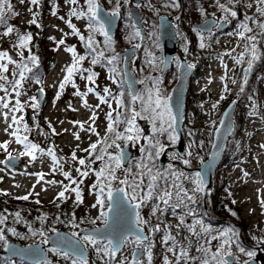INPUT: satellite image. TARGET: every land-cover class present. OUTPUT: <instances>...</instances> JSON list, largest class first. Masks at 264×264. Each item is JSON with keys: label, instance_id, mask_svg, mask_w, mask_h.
Masks as SVG:
<instances>
[{"label": "rangeland", "instance_id": "374dc122", "mask_svg": "<svg viewBox=\"0 0 264 264\" xmlns=\"http://www.w3.org/2000/svg\"><path fill=\"white\" fill-rule=\"evenodd\" d=\"M182 1L184 7L179 10V17L182 14L185 18L178 23L181 28L177 36L178 55L164 78L160 77L163 50L159 41L158 18L162 14L170 15L178 11L175 0H142L140 10L147 24L143 42L129 14V6L134 4L132 0H95L97 6L102 4L110 14H121L114 37L105 36L96 20L90 19L92 14L88 11L87 0H76L75 4L70 0H39L36 5L31 0H24L23 3L21 0H8L11 11L6 8L0 21V52H6L12 61L9 63L7 58L0 60V64L8 68L7 72L0 71V75L6 77L0 80V97L3 98L0 100V144L7 142V151L0 148V161H6L8 153H11L25 163V166L14 170L0 163V192L29 194L45 202V206L62 201L68 210L73 211L71 220H75V224L69 229L57 230L78 234L76 236L88 250L86 264H111L106 247L108 241L97 240V244L92 245L83 241L81 237L84 235L79 234L81 229L100 226L106 219L100 213L107 211L109 202L105 200L103 207L98 205L97 189H93L92 185L98 183L96 172L105 167V162L114 168L115 161H109L107 154L103 161L95 160L96 155L102 154V148L105 153L121 157L122 148L126 144L131 145V158L127 166L122 165L121 159V167L115 171L117 179L111 180L110 187L112 192L125 189L133 202H140L139 199L151 191L150 202L144 206L140 204L142 226L151 220L145 214L153 215L154 209L155 213L160 212L159 197L165 191L174 189L180 182L179 178L184 181L178 188L186 191V199L193 198L190 203L208 206L206 217L199 214L201 209L196 207L186 213L179 212L174 218L163 219L164 224L169 223V228L173 230L179 226L187 235L198 234L199 239L194 240L193 246L183 239L181 244L184 248H181L168 242L172 239L160 235L149 246L146 245L149 251L138 264H149V254L150 264H166L165 258L167 264H203L205 259L209 264H219L227 253L236 258L235 264H248L251 257L247 254L250 252L248 238L245 242L239 220L228 217L226 207L245 222H250L253 228L264 226V31L259 28V24L264 23V14L257 11L258 7L264 9V4L258 0H202L203 4L193 3L195 0ZM74 11L83 15H73ZM232 12L236 15L233 16ZM209 17L226 20L230 27L210 37L191 29V24ZM33 19L35 23L31 22ZM242 25H247L252 31H246ZM9 27L13 31L4 35ZM28 36L31 38L25 39ZM80 36L84 39L81 40ZM89 38L91 47L88 46ZM33 41L35 44L31 48ZM253 46L256 59H253ZM131 47L138 49L130 59L132 71L140 84L136 100H133L125 82L123 60L118 58L121 52ZM69 48L75 49L77 57L85 59L75 64L71 78L64 83L67 69L75 63L73 53L67 51ZM189 52H202L204 58L203 66L190 82L186 97L183 125L186 157L182 158L177 150L178 137L174 131L169 100L178 79L180 58H187ZM113 57L116 59L112 60ZM94 58L97 60L95 64L92 63ZM205 60L208 63H204ZM249 61L251 68L245 76L243 71L249 66ZM21 72L23 80L20 79ZM89 75L93 77L92 81L87 79ZM16 81L19 85L14 90ZM61 83H64L63 89L60 88ZM89 88L93 91L89 92ZM39 90L44 93L41 103ZM235 98L239 103L234 131L213 186L207 190L200 182L196 183L199 180L197 169L210 153L214 132L225 106ZM88 99L92 102L89 103ZM102 99L104 102H101ZM157 99L161 102L159 107ZM5 103L7 108L3 107ZM34 104L38 107H33ZM133 110L140 115L134 121L131 134L139 139L116 140L119 148L114 145L108 147L115 135L108 132V124L112 121L107 114L111 112L114 120L118 117V122L113 125L115 131L127 136L129 133L125 129L130 125L126 121L131 118ZM12 132L21 139L27 137L25 143L37 145L33 153L35 159L26 153L24 144L16 142ZM93 143L97 144L94 153L84 151ZM49 149L57 157V166L47 155ZM166 149H171L169 161L165 173L159 176L152 173V168H157ZM73 153L76 160L72 159ZM79 159H85L90 167L81 166ZM93 160L95 163H92ZM77 168L87 170L89 175L81 177ZM63 172L70 173L77 183L73 184L65 178ZM153 176L155 180H152ZM125 179L129 184L133 179L137 184L143 181L136 190V199H132L133 188L120 183ZM100 180L108 184L107 180ZM150 183L154 185L153 189L148 188ZM188 183L194 184L193 195L187 188ZM77 187L82 202L76 200V193L72 191ZM61 191H65V196L57 199ZM15 233L19 234V231L15 230ZM132 241H126V248L132 246ZM53 249L47 247V253L62 264L79 262L73 256H65L64 252ZM182 252H186L187 256L181 258ZM214 255L215 260L212 259ZM14 261L18 262L0 257V264H14Z\"/></svg>", "mask_w": 264, "mask_h": 264}, {"label": "water", "instance_id": "95a60500", "mask_svg": "<svg viewBox=\"0 0 264 264\" xmlns=\"http://www.w3.org/2000/svg\"><path fill=\"white\" fill-rule=\"evenodd\" d=\"M135 4L131 7V16L137 27L145 38L144 24L142 22V14L138 9V5L141 0H134ZM97 18L107 27V31L110 35H114L116 26L119 20V14L110 15L102 5L97 8ZM215 19H207L203 23L194 24L193 28L199 30L202 33H210L216 24ZM226 25L225 22L219 24L218 28L222 29ZM159 37L163 45V66L161 70V76L164 77L169 70L173 58L177 52V38L176 30L173 23V18L168 16H162L159 24ZM137 52L136 48H129L122 52L119 57L124 58V72L125 80L128 84L132 95H136L139 91V83L134 76L129 60ZM194 68L189 67L186 59L181 60L179 68V77L176 86L173 89L170 104L175 117V131L179 136V151L184 155V134L182 131L184 107L186 101V95L188 85L190 82L191 75ZM43 98V93L39 94V103ZM236 102H232L225 110L220 127L215 133V141L212 147L210 158L200 168V174L202 181L208 186H211L212 176L214 171L219 164L221 157L224 152V148L229 135L232 132L234 126V115H235ZM131 152L129 146L125 147L122 151L123 164L126 165ZM166 161V156L160 160L159 168L162 169ZM9 167H17L19 165L18 158L13 157L11 161L7 160L5 163ZM113 201L111 210H108L106 223L100 227L90 228L81 231V235H91L95 238L103 240H113V249L115 256L118 254L122 247L124 240L128 236L135 237H147L143 228L139 227L136 221L138 208L135 207L137 204L131 203L125 196V192L119 191L113 192ZM49 246L57 249H61L71 255L77 256L82 260L87 258V250L84 244L66 231H57L51 234L47 238ZM120 245V246H118ZM144 250L137 249L134 252V259L138 260L143 256ZM3 257H17L25 259L31 264H39L41 262H50L47 256L46 247L43 243H35L26 246H20L18 244L10 243L7 245V251L3 254ZM253 264V263H252Z\"/></svg>", "mask_w": 264, "mask_h": 264}, {"label": "snow or ice", "instance_id": "6c2138e0", "mask_svg": "<svg viewBox=\"0 0 264 264\" xmlns=\"http://www.w3.org/2000/svg\"><path fill=\"white\" fill-rule=\"evenodd\" d=\"M23 2H24V0H21V3H23ZM70 2L73 3V4H75V3H76V0H70ZM258 2H259L260 4H264V0H258ZM31 3H32L33 5H36V4L39 3V0H31ZM87 3H88V5H89V9H88V11L92 14L91 17H90V19H91V20H96V22L99 24V30H100L101 32H103V34H104L105 36H107L108 33L104 30V24L99 23V20H98L97 15H96L97 5L95 4V0H87ZM248 6L251 7V5H248ZM6 8L8 9V11H11V4L8 2V0H0V21H2V19H3V15H4V13H5V9H6ZM257 11L260 12L261 14H264V9H261V8L258 7V8H257ZM54 14H55V13H54ZM231 14H232L233 16L236 15L235 12H232ZM73 15H78V16H79V15H83V13H76V12L74 11V12H73ZM113 15H117V13L114 12ZM31 22H32V23H35L36 21H35V19H33ZM90 26H91V25H90ZM242 27H243L246 31H248V32H251V31H252V29L249 28L247 25H242ZM259 28H260L262 31H264V23H260V24H259ZM12 31H13V29H12L11 27H9V28L7 29V32L4 33V35H7L8 33L12 32ZM73 31L75 32L76 30L73 29ZM77 34H78V33H77ZM30 38H31L30 36L25 37V39H30ZM80 39L83 40L84 37H83V36H80ZM249 39L254 40L255 38H254V37H250ZM60 43L62 44L63 41L61 40ZM91 44H92V41H91V38H89L88 46L91 47ZM200 46H201V47H204L203 44H201ZM252 50H253V59H256V56H255V48H254V46H253V49H252ZM67 51L73 53V57H74L75 63H74L71 67H69V68L67 69V73H68V75L65 77V79H64V83H67L68 80L71 78V76H72V74H73V71L75 70V64H76V63H79L80 61H82L83 59H85V57H83V56H79V57H77V56L75 55V49H74V48H69V49H67ZM100 55H103V53H101ZM5 58H7V59L9 60V63L12 62V61H11V58L8 57V55H7L6 52H0V60H3V59H5ZM32 59H33V61H35L36 58L33 57ZM115 59H116V57H113V58H112V60H115ZM111 62H112V61H109V63H111ZM237 62L239 63V61H237ZM92 63H93V64L97 63L96 58H94V59L92 60ZM189 67H192V66L189 65ZM249 68H251V61H249ZM26 70H28V69H27V67L25 66V71H26ZM0 71H2V72H7V71H8L7 66H6L5 64H0ZM5 79H6L5 76L0 75V80H5ZM20 79H21V80L24 79L23 72L20 73ZM87 79H88L89 81H92V80H93V77H92L91 75H89V76L87 77ZM64 83H61V85H60V88H61V89H63V87H64ZM17 85H19V81H16V82L14 83V86H13V87H14V90H15V87H16ZM5 91H7V89H5ZM88 91H89V92H92L93 89L89 88ZM105 91L107 92L108 89H105ZM241 91H243V89H241ZM17 94H19V93H17ZM77 94H79V93H77ZM2 99H3V98L0 97V100H2ZM33 99H35V98H33ZM136 99H137V97L133 96V100H136ZM101 102H104L103 99H102ZM160 103H161L160 100L157 99V101H156V105H157V107L160 106ZM3 107L7 108L8 105L5 103V104H3ZM33 107H38V105L34 104ZM165 107H167V106L165 105ZM146 110H147V109H146ZM152 111L155 112V109H152ZM139 115H140V113L135 112V111L133 110V114H132L131 118L128 119V120L126 121V123H127L128 125H130V127L126 128L125 131H126L127 133H129V135L124 136L123 134L116 132V131H115V128H114V126H113L114 123H117V122H118V117L114 120L113 117H112V113H111V112H109V113L107 114L108 119H109L110 121H112L111 123L108 124V132H109V133H113V134L115 135V139L112 141V144H109V145H108V147H112V146L114 145L116 148H119L120 146H119V144H116V140L125 139V140H128V141H136L137 139H139L138 136H136V135H132V134H131V133L133 132V128H134V121H135L136 117L139 116ZM13 120L15 121V117H13ZM170 126H171V125H170ZM81 127H82V125H81ZM53 131H54V130H53ZM11 135L16 136V142H17V143H22V144H24V147H25V149H26V153H27L28 155L32 156L33 159H35V156L33 155V153L37 150V145H35V144H31V143H25V141L27 140V137H24L23 139H21L18 135H16L15 132H12ZM76 138L79 139V136L77 135ZM105 139H106V138H105ZM0 148H3V149H5V151H7V142H5V143H3V144H0ZM96 149H97V144H96V143H93V144L90 145V148H89V149H85L84 151L89 152L90 154H92V153H94V152L96 151ZM41 151H43V150H41ZM101 153H102V154H98V155L95 156V160L103 161V160H104V155L107 154V155H108V158H109V161H115V167L113 168V167H111L107 162H105V167H102L98 172H96V175H97V177H98V183L92 185V188H93V189H97V192H96V196H97V204L100 205L101 207H103L104 204H105V200H107V201L109 202V210H111V208H112V203H111V202L113 201L114 197H113V192H112L111 187H110V183H111V180H115V179H117V177L115 176V171H116L117 168H120V167H121V157H120L119 155H112V154H109V153H105V150H104L103 148L101 149ZM22 154H24V153H22ZM47 155H49V156L52 158V161H53L54 166H57V165L59 164V162H58V160H57V157H56V155H55V153H54V151H53L52 149H49V150H48ZM12 159H13V157H12L11 153H8V160L11 161ZM72 159H73V160H76V159H77L75 153H73V155H72ZM95 160H93L92 163H95ZM0 163H5V161H0ZM78 163H79L81 166H85L86 168H87V167H90V165H86V161H85V159H79ZM54 170H55V167H54ZM76 171L79 173V175H80L81 177H87V176L89 175V172H88L87 170L82 171L80 168H77ZM106 171H107V175H105ZM128 171L130 172L131 170L129 169ZM150 171H151V169H149V172H150ZM63 175L65 176V178L70 179L71 182H72L73 184H76V183H77V181L71 177L70 173H68V172H63ZM197 175H199V173H198ZM42 178H43V177H41V179H42ZM100 178H103L104 180H107V181H108V184L105 185V184L100 180ZM155 179H156V177L153 176V177H152V180H155ZM81 183H82V181H81ZM120 183H121V184H129V181H128L127 179H125V180H121ZM142 184H143V181H142V180L140 181V183L137 184V183H135V179H133L132 183L129 184V186L133 188V196H132V199H136V194H135V193H136V190L139 189V188L141 187ZM105 187H107V192H106V194H105ZM148 188H149V189H153V188H154V185L150 183V184L148 185ZM67 190H68V188L65 187V191H67ZM65 191H61V192L58 194L59 198H64V196H65ZM72 191L76 193V200H77L78 202H82V200H81V192H80L79 187H77V188H73ZM117 191L123 193V192L125 191V189L120 188V189H117ZM165 196L170 197V196H171V193L165 191V192L163 193V196L159 197L160 199H162V200L164 201L165 204H167V203H168V200L164 199ZM151 198H152V193H151V191H149V192L146 194V196H145V197H144V198H143V199H142L137 205H135V207L138 208V207L140 206V203H145L148 199H151ZM19 199L27 200V199H28V196L26 195V196H23V197H19ZM188 199H189V200H192L193 198H192V197H188ZM37 203H39V201H37ZM95 206H96V205H93V207H95ZM155 211H156V210L154 209V210H153V214H155ZM15 215H16L17 217H19L20 213L17 212ZM100 215H101V217H106V216H107V212H103V211H102V212L100 213ZM233 215H235V213H233ZM137 220H138L139 222H143V221H140V217H139L138 214H137ZM3 222H4V218H3V217H0V224H2ZM93 222H94V221H93ZM181 222H183V221H181ZM155 230L158 231L159 229L157 228V229H155ZM190 230H191V229H190ZM9 231H12L13 234H16V233H15V230H13V229H9ZM41 235H43V233H41ZM73 235L76 236V235H78V234H77V233H73ZM81 239H82L83 241L87 242V243L92 244V245L97 244V240H96L93 236H90V235H85V236L81 237ZM146 239H147V237H137L138 242L141 243V244H142L143 241L146 240ZM214 239H215V237H214ZM0 241H4L5 244L7 243L6 240H5V237H4V235H3L2 230H0ZM43 242H44V243H47V240H45V241H43ZM112 245H113V240L109 239L108 242H107V246H106V247L109 249V253H110L111 255H114V254H115V251H114V249L111 247ZM118 246H120V245H118ZM171 250H172V249H169V251H171ZM53 251H55V249H53ZM241 251H244V249H241ZM229 254H230V253H229ZM247 254H248L249 256H253V255H254V253H252V252H248ZM64 255L67 256L68 253H64ZM186 256H187V253H186V252H182V253H181V258L186 257ZM212 259L215 260V259H216V256L214 255V256L212 257ZM165 261H166V264H167V258H165ZM150 262H151V255L149 254V264H150ZM73 264H76V262L74 261ZM81 264H86V261H82ZM133 264H138V261H134ZM203 264H209V261H208L207 259H205V260L203 261ZM219 264H227V261H224L223 259H221L220 262H219Z\"/></svg>", "mask_w": 264, "mask_h": 264}, {"label": "trees", "instance_id": "16d2710c", "mask_svg": "<svg viewBox=\"0 0 264 264\" xmlns=\"http://www.w3.org/2000/svg\"><path fill=\"white\" fill-rule=\"evenodd\" d=\"M188 57L190 59L196 58L193 54L188 55ZM43 129L47 130V127H43ZM19 197L23 196L11 197L0 192V217L4 218V222L0 224V230H2L6 242L14 241L20 244H29L39 240L43 241L51 232L60 228L69 229L70 225L75 224V220H71L73 211L68 210L61 201L45 206L40 202L37 203L38 200L33 197L28 196L27 200L19 199ZM17 212L20 213L19 217L15 215ZM9 229L18 230L19 234H13ZM5 245L4 241H0V252ZM129 253L126 252V257L129 256ZM122 256L123 254L120 255V257ZM109 257L111 264H114L115 259L111 255ZM59 261L55 257H51V263L44 264H58ZM81 262L79 260L77 264H81Z\"/></svg>", "mask_w": 264, "mask_h": 264}, {"label": "flooded vegetation", "instance_id": "af4514ba", "mask_svg": "<svg viewBox=\"0 0 264 264\" xmlns=\"http://www.w3.org/2000/svg\"><path fill=\"white\" fill-rule=\"evenodd\" d=\"M185 193L186 192L184 191L183 194L181 195V197L184 198V202L178 203L175 209H173L171 205H169L170 203L164 206V208H162L161 210L162 217H164L165 219H170L174 217L176 213L179 212L186 213V211H191L196 207L201 209L199 205L190 203L191 201H189V199H186ZM190 194L193 195L194 191H190ZM207 209L208 207L205 209V211H207ZM199 214H202L206 217V214H204L202 210H200ZM261 228L262 229L256 228L258 234L246 228L242 230L245 234L244 236L245 242L247 241L248 238V244H247L248 250L254 253V255L250 257L248 264H250V262L255 259L257 260V264H264V226ZM178 232L179 234H181L182 232H184V230L179 227ZM198 239H199L198 234H195V236H189L185 240L187 241V243H189V245H194L193 244L194 240L197 241Z\"/></svg>", "mask_w": 264, "mask_h": 264}, {"label": "bare ground", "instance_id": "6f19581e", "mask_svg": "<svg viewBox=\"0 0 264 264\" xmlns=\"http://www.w3.org/2000/svg\"><path fill=\"white\" fill-rule=\"evenodd\" d=\"M261 154H262V152H261Z\"/></svg>", "mask_w": 264, "mask_h": 264}]
</instances>
